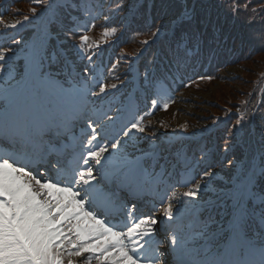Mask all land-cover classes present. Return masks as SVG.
I'll return each mask as SVG.
<instances>
[{"label": "snow or ice", "instance_id": "obj_1", "mask_svg": "<svg viewBox=\"0 0 264 264\" xmlns=\"http://www.w3.org/2000/svg\"><path fill=\"white\" fill-rule=\"evenodd\" d=\"M220 2L223 3V0ZM144 5L145 0H135L132 3L129 24L133 23L132 17ZM57 7L72 8L78 12L80 0H66V3H58ZM211 8V0H147V17L151 18L154 14L166 17L167 27L162 28L157 19L149 28L152 39L145 40L144 44L148 45L158 37L166 36L169 63L177 72L182 66L187 69L196 57L209 54L214 45L221 44L223 25L214 18ZM118 9L123 10V5ZM228 10L233 15L239 12V8L232 5H229ZM28 19L29 17H25L24 21ZM0 23L4 22L0 20ZM20 23L22 22L18 21L6 27L16 29ZM83 31H88V24ZM76 39L82 50L86 46L91 47L88 36L80 34ZM232 39L241 42L244 37L234 36ZM227 40L228 36L225 35L224 42ZM247 40H258L264 45V25L261 32L250 33ZM49 46V41H41L34 49L26 50L23 57L24 71L19 78L10 77L0 82V141L15 145L17 149L22 146V138L32 133L39 123L70 109L77 99L79 77L63 70V66L69 65V56L63 53L58 56L49 51ZM7 52L9 51L0 52V61L7 59ZM84 72L86 74L87 69ZM12 81L15 83H11ZM9 84L10 86H6ZM112 87L115 88L116 85ZM99 92L104 94L106 87L101 85ZM167 107L168 104H164V108ZM241 123L238 120L233 128L242 131ZM250 135L258 137V147L255 151L249 149L246 155L241 156L235 179L231 183L220 189H211L216 194V200L205 201L197 210L206 211L208 215L203 220L197 215L195 222L201 225V230L191 233L185 241V247L192 250V255L183 257V264H197V261H203L208 256L218 255L214 249L206 251L207 240L215 237L228 238L229 264H264V252L260 251L264 248V240L256 243L247 234L251 216L259 214L264 224V120L261 121L259 131L254 128ZM90 171L92 176L85 185L89 191L82 198L87 206L90 201L100 207L119 202L123 193L133 189L146 174L141 158L130 157L126 151L120 150L119 145L116 151H106L97 162L95 170ZM203 175L207 178L210 173ZM202 188L203 185L197 182L195 188L184 191L183 196L195 199ZM258 202L262 207L257 213ZM164 213L169 219L172 218L171 203L165 206ZM145 224L149 227L142 229L141 225ZM156 224L157 221L152 217L140 219L139 223L128 229L126 236L123 231H116L107 226L105 220H101V224L88 228L80 245L73 246L74 258L69 259L68 264H79V258L86 254H91L88 264H92L93 259L95 264H155L154 261L138 259L137 252L141 249L144 238L155 230ZM126 240H134L131 248ZM62 252V249H53L52 255L63 262L66 257ZM161 264H164L163 257Z\"/></svg>", "mask_w": 264, "mask_h": 264}, {"label": "rangeland", "instance_id": "obj_2", "mask_svg": "<svg viewBox=\"0 0 264 264\" xmlns=\"http://www.w3.org/2000/svg\"><path fill=\"white\" fill-rule=\"evenodd\" d=\"M61 1L63 3L65 0ZM83 2L84 1L81 3L84 17L76 26L79 30H84L87 24L89 27L93 21L92 17H97V15L102 12L101 5L98 4V2V9H91L90 2L87 5L86 2ZM14 21H16L14 17L8 16L5 18L4 23L10 25ZM263 65L264 53H261L246 62L227 68L220 74V79L216 81L194 85L178 93H172L167 89L161 88L162 96L160 99H162V109L148 120L139 119V121H137L138 126H132L126 136L135 139V135H138L139 139L137 140L142 138L143 143H146L147 147H150L151 145L161 143L164 135L167 136L171 133L178 134L181 130L191 134L199 133L209 128L212 129L215 123L214 120L218 118H229V116L237 118L239 116L238 111L241 112L242 109L237 103L239 94H242V92L248 88L253 79L254 81L256 80L255 77L258 76L259 71L263 70ZM106 90L110 91L112 89L107 88ZM84 100H88V96L78 99V101ZM164 104H168V107L164 108ZM232 122L233 119L231 120V123ZM203 140L204 139H201L197 143L202 146ZM202 151H204V149ZM3 166L2 173L4 175L0 182L5 191H10L13 199L17 200L20 198L22 191H16V187L18 186L17 181L12 178V172L8 174V170L5 169L6 165L4 164ZM219 175L218 172H211L210 176L207 178L203 176L194 184L183 186V190L190 191L195 188L197 182L203 185L200 191L208 190L212 187L211 178ZM174 196L175 197H173L170 202L173 213L184 212V209L189 208V204L183 199L179 198L180 201L178 203L175 200L177 196H180V193L177 196L174 194ZM30 203L31 202H24L20 205L23 208L24 215H26L29 220L37 222V215L26 212V207ZM35 233L39 234V230L36 229ZM39 253H42V250H40ZM46 255H48V252L45 256Z\"/></svg>", "mask_w": 264, "mask_h": 264}, {"label": "trees", "instance_id": "obj_3", "mask_svg": "<svg viewBox=\"0 0 264 264\" xmlns=\"http://www.w3.org/2000/svg\"><path fill=\"white\" fill-rule=\"evenodd\" d=\"M244 3L247 5L246 9L249 11V15L246 16L243 14V16H241L240 18L237 17V20L241 21V22H243V24H245V23L249 22L250 17L253 16L254 13H259V17L252 20L250 23H248L247 27L245 28V31L248 33V35L250 33H253L252 29H254V28H256V30L258 31L257 33H259V31H260L259 28H260V24H261V20H262L260 18L264 17V0H223V3H221L220 0H211V5H212L211 10H215L216 13L217 12L221 13V12L225 11L228 14L226 9L229 8V5L240 8L242 6V4H244ZM255 6H256V8H255ZM160 17L161 16H158L159 20H160ZM163 19H165V18H163ZM164 23L167 24V20H165L163 22V24ZM253 41H255V40L249 41V43H252ZM255 48H256V50H254L253 54L257 55V54H260L261 52H264V47L259 43V41L256 42ZM253 54H251V55H253ZM243 59L245 60L244 56L241 57V60H243ZM263 67H264V65H263ZM253 85L254 84L251 83L248 86V88L246 89V91L247 90L251 91ZM248 96L249 95L246 96L245 93L239 94V100L242 101L243 97L246 99ZM227 174H229V173H227Z\"/></svg>", "mask_w": 264, "mask_h": 264}, {"label": "bare ground", "instance_id": "obj_4", "mask_svg": "<svg viewBox=\"0 0 264 264\" xmlns=\"http://www.w3.org/2000/svg\"><path fill=\"white\" fill-rule=\"evenodd\" d=\"M158 135V134H157ZM184 191H187V190H183L182 191V193L184 192ZM179 198H181V196H177L176 198H175V200L177 201V203L180 201L179 200ZM181 207H183V206H181ZM166 255V259H165V264H172V262H173V258L169 255V254H165Z\"/></svg>", "mask_w": 264, "mask_h": 264}]
</instances>
